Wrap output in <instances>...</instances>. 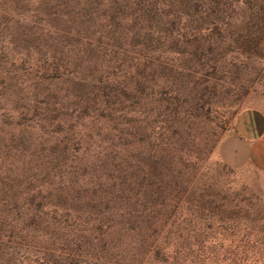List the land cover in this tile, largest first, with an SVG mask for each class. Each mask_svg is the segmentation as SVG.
<instances>
[{
  "label": "trees",
  "instance_id": "obj_1",
  "mask_svg": "<svg viewBox=\"0 0 264 264\" xmlns=\"http://www.w3.org/2000/svg\"><path fill=\"white\" fill-rule=\"evenodd\" d=\"M0 34V264H264L190 134L263 59L264 0H0Z\"/></svg>",
  "mask_w": 264,
  "mask_h": 264
},
{
  "label": "rangeland",
  "instance_id": "obj_2",
  "mask_svg": "<svg viewBox=\"0 0 264 264\" xmlns=\"http://www.w3.org/2000/svg\"><path fill=\"white\" fill-rule=\"evenodd\" d=\"M2 38L4 36L0 34V50L6 47ZM1 55L7 56L6 51L0 52ZM262 58L256 65L251 63V66L245 69L242 67L244 59L239 56H236V59L232 57L234 65L229 69V73L226 76L222 73L215 76L216 81L226 84L220 88L218 97L213 99L209 120L201 118L197 122L198 131L190 133L198 137V145L204 158L200 165L199 178L194 184V192L197 191L196 194L199 197L202 195L207 201H214L211 207L215 213L218 211L215 205H224L222 211H227L229 215H233L242 207L241 213L244 216L250 220H258L253 227H248L258 234L262 232L261 237L264 236V189L261 174L253 167L233 169L222 163L215 151L226 134L264 128V56ZM3 78H6V75L0 73V82ZM2 89L0 86V93ZM6 102L0 94V144L7 142L8 135H22L23 129L17 127L15 124L18 121L13 120L11 114L7 113L9 108ZM249 124L255 128L245 129L243 125ZM206 139L209 141L208 146ZM211 141L214 152L209 155L206 152L208 153L211 147ZM235 203H240L239 208H235ZM187 230H191L190 227H187Z\"/></svg>",
  "mask_w": 264,
  "mask_h": 264
},
{
  "label": "crops",
  "instance_id": "obj_3",
  "mask_svg": "<svg viewBox=\"0 0 264 264\" xmlns=\"http://www.w3.org/2000/svg\"><path fill=\"white\" fill-rule=\"evenodd\" d=\"M245 129L254 125H243ZM217 158L233 169L253 167L261 174L264 189V128L226 134L215 151Z\"/></svg>",
  "mask_w": 264,
  "mask_h": 264
}]
</instances>
